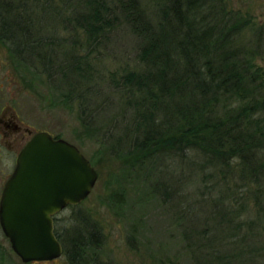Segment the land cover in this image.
<instances>
[{"label":"rangeland","instance_id":"374dc122","mask_svg":"<svg viewBox=\"0 0 264 264\" xmlns=\"http://www.w3.org/2000/svg\"><path fill=\"white\" fill-rule=\"evenodd\" d=\"M221 2L215 0L227 14L264 27V0ZM138 3L146 19L159 25L164 0ZM111 7L115 8L112 3ZM68 22L56 34L65 42L61 50L73 51L84 62V78H77V87L59 82L62 76L57 68L50 77L36 61L32 66L22 64L4 44L7 59L1 58L5 62L0 94L27 123L75 145L91 162L98 174L97 184L82 204L58 216L59 227L68 250L73 243L72 229L83 230L86 237L90 231H99L101 240L80 261L63 256L31 264H264V177L256 185L235 189L239 178L233 169L228 185L222 182L216 187L214 180H207L201 186L191 166L199 165L203 156L194 151L187 152L186 161L173 153L130 151L134 141L144 137L141 121L146 114L142 96L124 86V77L145 69L141 51L146 41L120 17L116 28L98 44L97 38L88 40L75 27L74 19ZM250 29L240 35L238 44L264 70V42L257 44ZM2 167L5 171L4 162ZM222 190L230 194L226 205L231 204L238 216L235 220L227 213L226 219L236 224L226 225L225 221L219 225L212 202L204 200L217 199ZM84 220L89 222L88 228ZM0 264H24L1 226Z\"/></svg>","mask_w":264,"mask_h":264},{"label":"trees","instance_id":"16d2710c","mask_svg":"<svg viewBox=\"0 0 264 264\" xmlns=\"http://www.w3.org/2000/svg\"><path fill=\"white\" fill-rule=\"evenodd\" d=\"M164 3L157 25L146 19L138 0H0V40L22 64L40 63L50 77L57 68L59 82L77 87L79 77L84 78V62L73 51L61 50L65 42L56 33L72 18L75 27L88 40L97 38L98 44L123 18L146 41L141 51L145 69L124 77V86L142 96L146 114L141 121L144 137L141 142L136 139L130 151L173 153L183 161L194 151L203 156L199 165L191 166L201 186L207 180H214L216 187L228 185L233 169L239 178L235 189L258 184L264 177V70L238 41L251 26L262 46L264 27L227 14L223 3L215 0ZM229 195L222 190L217 199H204L212 202L219 225L236 224L226 219L227 213L238 219L233 206L226 205ZM83 223L90 226L87 220ZM59 225L58 220L57 238L72 262L100 244L99 231L86 237L83 230L72 229L68 250Z\"/></svg>","mask_w":264,"mask_h":264},{"label":"water","instance_id":"95a60500","mask_svg":"<svg viewBox=\"0 0 264 264\" xmlns=\"http://www.w3.org/2000/svg\"><path fill=\"white\" fill-rule=\"evenodd\" d=\"M98 174L73 144L38 133L21 152L0 201V226L24 264L64 256L54 217L79 206L93 192Z\"/></svg>","mask_w":264,"mask_h":264},{"label":"flooded vegetation","instance_id":"af4514ba","mask_svg":"<svg viewBox=\"0 0 264 264\" xmlns=\"http://www.w3.org/2000/svg\"><path fill=\"white\" fill-rule=\"evenodd\" d=\"M4 44L5 43L0 40V72L4 61H2L1 58L3 56L6 57L7 55V48L4 46ZM5 101V97L0 94V163L4 162L6 166L5 171L3 170V167L0 169V173H2L0 175V201L5 186L15 171L21 152L38 133L47 132L38 131L31 123H27L21 117V113L19 114L15 107H13L10 103H6ZM51 135L55 139L59 138L53 134ZM1 165L3 166V164ZM71 207L77 206H70L67 209ZM60 214L54 217L55 225L59 220L58 216H60Z\"/></svg>","mask_w":264,"mask_h":264}]
</instances>
